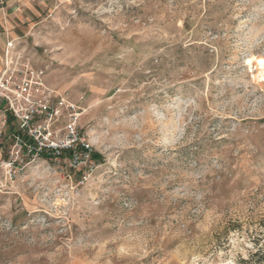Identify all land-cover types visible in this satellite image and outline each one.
<instances>
[{"label": "rangeland", "instance_id": "374dc122", "mask_svg": "<svg viewBox=\"0 0 264 264\" xmlns=\"http://www.w3.org/2000/svg\"><path fill=\"white\" fill-rule=\"evenodd\" d=\"M26 3L91 166L20 170L5 126L0 264H264V0Z\"/></svg>", "mask_w": 264, "mask_h": 264}, {"label": "built area", "instance_id": "2783aa9c", "mask_svg": "<svg viewBox=\"0 0 264 264\" xmlns=\"http://www.w3.org/2000/svg\"><path fill=\"white\" fill-rule=\"evenodd\" d=\"M44 78L45 71L7 40L0 72V137L11 119L8 160L23 170L39 160L60 165L69 156V169L84 171L91 166L92 152L80 131L84 111L48 87Z\"/></svg>", "mask_w": 264, "mask_h": 264}, {"label": "crops", "instance_id": "0c3cea01", "mask_svg": "<svg viewBox=\"0 0 264 264\" xmlns=\"http://www.w3.org/2000/svg\"><path fill=\"white\" fill-rule=\"evenodd\" d=\"M27 6L26 0H0V72L6 41H15L19 47L29 31Z\"/></svg>", "mask_w": 264, "mask_h": 264}, {"label": "bare ground", "instance_id": "6f19581e", "mask_svg": "<svg viewBox=\"0 0 264 264\" xmlns=\"http://www.w3.org/2000/svg\"><path fill=\"white\" fill-rule=\"evenodd\" d=\"M249 62H253L256 66V69L258 70L257 79L261 82H264V59L258 57L251 59Z\"/></svg>", "mask_w": 264, "mask_h": 264}, {"label": "trees", "instance_id": "16d2710c", "mask_svg": "<svg viewBox=\"0 0 264 264\" xmlns=\"http://www.w3.org/2000/svg\"><path fill=\"white\" fill-rule=\"evenodd\" d=\"M10 124H11V119H8L6 125L9 127L10 135H13V134H14V133H13V126L10 127ZM77 174H78V173H77Z\"/></svg>", "mask_w": 264, "mask_h": 264}]
</instances>
